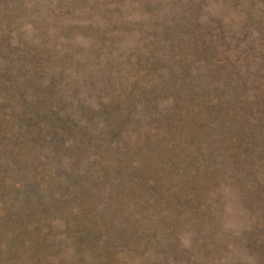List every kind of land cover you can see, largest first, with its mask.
Wrapping results in <instances>:
<instances>
[{"label":"rangeland","instance_id":"374dc122","mask_svg":"<svg viewBox=\"0 0 264 264\" xmlns=\"http://www.w3.org/2000/svg\"><path fill=\"white\" fill-rule=\"evenodd\" d=\"M0 264H264V0H0Z\"/></svg>","mask_w":264,"mask_h":264}]
</instances>
